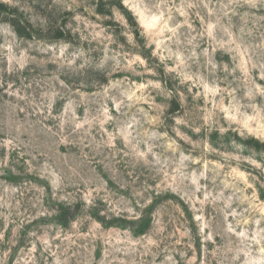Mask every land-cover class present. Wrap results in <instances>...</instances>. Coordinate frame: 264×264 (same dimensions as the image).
<instances>
[{"label": "clouds", "instance_id": "obj_1", "mask_svg": "<svg viewBox=\"0 0 264 264\" xmlns=\"http://www.w3.org/2000/svg\"><path fill=\"white\" fill-rule=\"evenodd\" d=\"M0 264H264V0H0Z\"/></svg>", "mask_w": 264, "mask_h": 264}]
</instances>
